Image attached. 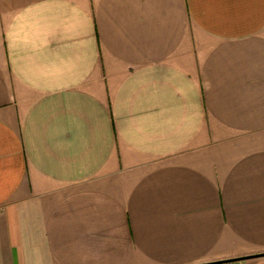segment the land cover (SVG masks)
I'll list each match as a JSON object with an SVG mask.
<instances>
[{"label": "crops", "instance_id": "obj_1", "mask_svg": "<svg viewBox=\"0 0 264 264\" xmlns=\"http://www.w3.org/2000/svg\"><path fill=\"white\" fill-rule=\"evenodd\" d=\"M261 254L264 0H0V264Z\"/></svg>", "mask_w": 264, "mask_h": 264}, {"label": "water", "instance_id": "obj_2", "mask_svg": "<svg viewBox=\"0 0 264 264\" xmlns=\"http://www.w3.org/2000/svg\"><path fill=\"white\" fill-rule=\"evenodd\" d=\"M261 255H264V254H261ZM261 255H254V256H261ZM246 258H251V257H246Z\"/></svg>", "mask_w": 264, "mask_h": 264}]
</instances>
